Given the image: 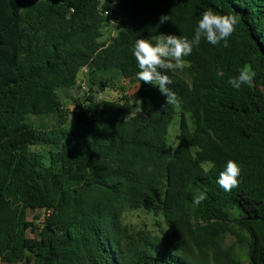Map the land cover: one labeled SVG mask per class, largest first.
Masks as SVG:
<instances>
[{
    "label": "trees",
    "instance_id": "obj_1",
    "mask_svg": "<svg viewBox=\"0 0 264 264\" xmlns=\"http://www.w3.org/2000/svg\"><path fill=\"white\" fill-rule=\"evenodd\" d=\"M208 9L237 15L236 31L164 73L179 101L166 104L137 79L134 43L191 40ZM245 64L256 76L236 90ZM228 160L241 171L225 192ZM127 210L165 227L129 229ZM237 248L264 264V0H0V263L243 264Z\"/></svg>",
    "mask_w": 264,
    "mask_h": 264
},
{
    "label": "clouds",
    "instance_id": "obj_2",
    "mask_svg": "<svg viewBox=\"0 0 264 264\" xmlns=\"http://www.w3.org/2000/svg\"><path fill=\"white\" fill-rule=\"evenodd\" d=\"M117 0H113L115 4ZM171 21V17L162 14L159 17V24ZM239 22L237 15H221L208 9L202 13L195 29L194 37L189 40L174 34H158L148 38H139L135 41L132 54L137 62L139 71L137 79L144 83L157 86L160 93L166 97V104L178 103V98L171 86L173 81L167 71H183L185 67L184 57L189 56L194 46L201 43L202 37L213 46L219 45L223 41V47H228V38L236 31V25ZM154 41V42H153ZM256 72L251 65L245 64L235 77H230L228 84L232 88L239 90L242 85H251ZM141 104V101H137ZM239 165L228 160L224 171L220 172L217 179L219 186L229 192L238 187L240 175ZM205 193H200L194 199L195 204H200L206 199Z\"/></svg>",
    "mask_w": 264,
    "mask_h": 264
},
{
    "label": "rangeland",
    "instance_id": "obj_3",
    "mask_svg": "<svg viewBox=\"0 0 264 264\" xmlns=\"http://www.w3.org/2000/svg\"><path fill=\"white\" fill-rule=\"evenodd\" d=\"M117 29L112 25L109 27H106L104 29V36L102 40L108 39L112 35H116ZM86 70H84L81 74L82 77V83L88 88V83L86 81ZM80 84V85H81ZM82 86V85H81ZM126 86L128 88V91H130V94L134 95L133 103L135 104V110L139 111V104L137 101H139V97L137 96V91L133 85L127 84ZM86 88V89H87ZM82 90V89H81ZM82 90L81 93H84ZM108 93H103L104 96H106ZM112 96H116V92L112 94ZM62 107L64 109H69L70 104L69 101H65L63 98L61 100ZM45 123H50V120H44ZM179 133V118L178 116L175 117L174 121L172 122L170 129H169V135H168V142L173 145L174 147L177 145V134ZM44 211L38 210V211H30L28 213V219L36 224L40 223L44 218ZM123 222L124 225H126L129 229L138 230V229H147V230H153L157 232L159 230L158 224L162 227H165L164 220L161 217L154 216L152 213H149L144 210H127L123 216ZM29 236H33V234L29 233ZM228 243H232V239L229 238ZM237 251L241 256L243 257V264H247V259L245 258L246 249L245 248H237ZM3 264V263H0Z\"/></svg>",
    "mask_w": 264,
    "mask_h": 264
},
{
    "label": "built area",
    "instance_id": "obj_4",
    "mask_svg": "<svg viewBox=\"0 0 264 264\" xmlns=\"http://www.w3.org/2000/svg\"><path fill=\"white\" fill-rule=\"evenodd\" d=\"M82 86H81V88H82V90H87L88 91V88L84 85V84H81ZM87 88V89H86ZM87 91H83V92H87ZM100 97H101V95H100Z\"/></svg>",
    "mask_w": 264,
    "mask_h": 264
}]
</instances>
